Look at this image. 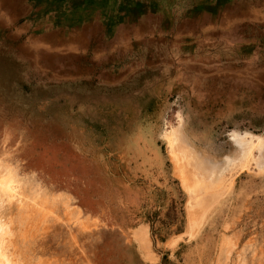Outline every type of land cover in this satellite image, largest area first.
Segmentation results:
<instances>
[{
    "label": "rangeland",
    "instance_id": "rangeland-1",
    "mask_svg": "<svg viewBox=\"0 0 264 264\" xmlns=\"http://www.w3.org/2000/svg\"><path fill=\"white\" fill-rule=\"evenodd\" d=\"M46 1L24 0L17 17L0 1V161L25 192L66 198L87 226L59 205L25 240L26 255L50 264H264V174L226 171L221 194L193 206L200 225L190 238L188 197L163 135L179 116L187 147L222 161L231 129L264 134V88H232L217 64L192 60L177 26L185 6L174 0L75 4L99 10L96 36L61 44L40 35L72 3Z\"/></svg>",
    "mask_w": 264,
    "mask_h": 264
},
{
    "label": "bare ground",
    "instance_id": "bare-ground-1",
    "mask_svg": "<svg viewBox=\"0 0 264 264\" xmlns=\"http://www.w3.org/2000/svg\"><path fill=\"white\" fill-rule=\"evenodd\" d=\"M5 1L10 2V0ZM13 2L14 6L9 8L13 17L25 13L24 0H13ZM44 30L42 33L46 34ZM178 120L177 125H168L169 128L166 127L163 135L177 179L188 197V232L191 238L194 226L200 225V221L194 217L193 206L202 207L201 204L207 197L215 199L221 194L226 171L232 173L252 167L259 174H264V156L260 154L264 150V134L246 129H231L229 136L233 150L226 154L222 161H213L207 156L202 157L196 154L194 150L187 147L180 135L182 120L179 116ZM23 184L24 182L16 169L0 161V264H50L45 260L46 258L26 255L29 250L25 246V240L32 235L33 231L37 230L36 227L44 223L50 216H55L59 205L63 206L64 215L67 212L69 215L70 212L73 213L74 221L77 224L86 227L87 221L78 210L74 213L68 209L66 198L60 200L56 195H50L48 199L42 198L34 192H25ZM45 193L47 194V192ZM12 207L15 209L14 212L10 211Z\"/></svg>",
    "mask_w": 264,
    "mask_h": 264
},
{
    "label": "crops",
    "instance_id": "crops-1",
    "mask_svg": "<svg viewBox=\"0 0 264 264\" xmlns=\"http://www.w3.org/2000/svg\"><path fill=\"white\" fill-rule=\"evenodd\" d=\"M0 1L4 9L14 6L13 0ZM69 1L72 6L65 10L61 20L45 23L46 34L41 36L42 39L52 44L75 39L83 43L87 37L96 36L97 18L101 15L99 10L89 9L90 4L73 6L84 4L87 0ZM174 2L177 8L185 6L177 18V26L180 38L188 41V54L192 60L206 68L212 63L217 64L223 75L221 79L230 81L232 88H264V0ZM128 20L129 17L124 15L122 21ZM126 28L121 30L126 31Z\"/></svg>",
    "mask_w": 264,
    "mask_h": 264
}]
</instances>
